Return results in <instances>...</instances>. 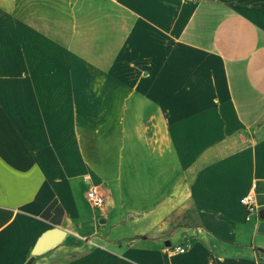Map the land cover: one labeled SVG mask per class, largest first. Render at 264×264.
Instances as JSON below:
<instances>
[{"label":"crops","instance_id":"obj_1","mask_svg":"<svg viewBox=\"0 0 264 264\" xmlns=\"http://www.w3.org/2000/svg\"><path fill=\"white\" fill-rule=\"evenodd\" d=\"M249 191L264 0H0V264H264Z\"/></svg>","mask_w":264,"mask_h":264},{"label":"water","instance_id":"obj_2","mask_svg":"<svg viewBox=\"0 0 264 264\" xmlns=\"http://www.w3.org/2000/svg\"><path fill=\"white\" fill-rule=\"evenodd\" d=\"M258 218L256 230L264 234V209L258 211ZM99 222H104V220H99ZM64 232L59 226H54L44 231L34 244L32 253L34 255L41 254L54 247L62 240Z\"/></svg>","mask_w":264,"mask_h":264},{"label":"built area","instance_id":"obj_3","mask_svg":"<svg viewBox=\"0 0 264 264\" xmlns=\"http://www.w3.org/2000/svg\"><path fill=\"white\" fill-rule=\"evenodd\" d=\"M88 202L94 208H100L104 204V197L98 186H90L86 192ZM240 203L245 206L247 214L245 219L249 220L251 215H258V209L254 203L252 192H248L240 198ZM176 251L183 252L179 246L175 247Z\"/></svg>","mask_w":264,"mask_h":264},{"label":"rangeland","instance_id":"obj_4","mask_svg":"<svg viewBox=\"0 0 264 264\" xmlns=\"http://www.w3.org/2000/svg\"><path fill=\"white\" fill-rule=\"evenodd\" d=\"M66 240H68V243H70V242L73 243V242H75V241L78 240V237L74 236L73 234H70V235H68V236L66 237V239H64V242H65Z\"/></svg>","mask_w":264,"mask_h":264},{"label":"trees","instance_id":"obj_5","mask_svg":"<svg viewBox=\"0 0 264 264\" xmlns=\"http://www.w3.org/2000/svg\"><path fill=\"white\" fill-rule=\"evenodd\" d=\"M28 264H30V263H28Z\"/></svg>","mask_w":264,"mask_h":264}]
</instances>
